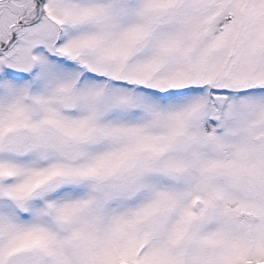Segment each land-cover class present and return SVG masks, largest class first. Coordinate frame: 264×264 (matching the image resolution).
Segmentation results:
<instances>
[{"label": "snow or ice", "instance_id": "snow-or-ice-1", "mask_svg": "<svg viewBox=\"0 0 264 264\" xmlns=\"http://www.w3.org/2000/svg\"><path fill=\"white\" fill-rule=\"evenodd\" d=\"M0 264H264V0H0Z\"/></svg>", "mask_w": 264, "mask_h": 264}]
</instances>
